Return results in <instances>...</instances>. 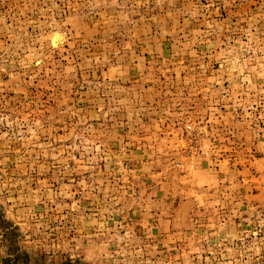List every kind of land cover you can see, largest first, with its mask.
Segmentation results:
<instances>
[{
    "label": "rangeland",
    "instance_id": "1",
    "mask_svg": "<svg viewBox=\"0 0 264 264\" xmlns=\"http://www.w3.org/2000/svg\"><path fill=\"white\" fill-rule=\"evenodd\" d=\"M0 264H264V0H0Z\"/></svg>",
    "mask_w": 264,
    "mask_h": 264
},
{
    "label": "bare ground",
    "instance_id": "2",
    "mask_svg": "<svg viewBox=\"0 0 264 264\" xmlns=\"http://www.w3.org/2000/svg\"><path fill=\"white\" fill-rule=\"evenodd\" d=\"M59 36V35H58ZM56 38H53V42H55Z\"/></svg>",
    "mask_w": 264,
    "mask_h": 264
}]
</instances>
